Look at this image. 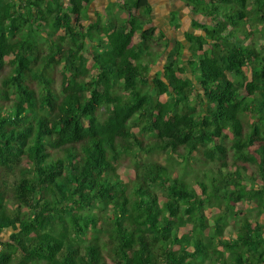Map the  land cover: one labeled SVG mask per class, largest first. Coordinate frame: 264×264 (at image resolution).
Here are the masks:
<instances>
[{
  "label": "trees",
  "instance_id": "16d2710c",
  "mask_svg": "<svg viewBox=\"0 0 264 264\" xmlns=\"http://www.w3.org/2000/svg\"><path fill=\"white\" fill-rule=\"evenodd\" d=\"M44 1L0 0V264H264V0H187L211 22L153 78L149 0Z\"/></svg>",
  "mask_w": 264,
  "mask_h": 264
},
{
  "label": "rangeland",
  "instance_id": "374dc122",
  "mask_svg": "<svg viewBox=\"0 0 264 264\" xmlns=\"http://www.w3.org/2000/svg\"><path fill=\"white\" fill-rule=\"evenodd\" d=\"M204 2H206V0ZM65 3L68 4V0H65ZM113 4H112V6L108 7V10L117 9V13H118L117 16L122 17V15H124V12L121 11L120 8H118L117 6H115ZM53 6H54V4H53ZM250 10L254 11V6H252V7L250 6ZM91 13H93V12H91ZM95 13H96V15L88 16L84 19L83 23L85 26H88L90 23L96 21L98 18H100V21L102 23H106L110 19L109 17H107V15L104 16V14H103L104 12L101 14V16H99L97 10ZM89 15H91V14H89ZM108 16H109V14H108ZM199 18L201 21L208 22V23L211 22V19L206 17L205 15H202ZM176 20H177V18H176ZM176 22L177 21L174 20V22H172V24L175 26ZM152 24L157 26L158 30L156 31L155 42H154V46H153L154 47L153 58H155L154 59L155 62L153 64H151V66L148 68L150 78H153L157 73L162 72L164 65L168 61H176V54H177V48H178V42L179 41L180 42L183 41V43L186 44V47H188V42L186 41L187 39L183 38L179 34H175L174 32H171V29L169 31V26H168L167 22H160L159 21V22H153ZM255 25L258 26V29H256V28L254 29ZM186 27H188V26H186ZM34 28L38 29L37 30V38H38L39 42L42 44V52L46 53L48 51V43L45 40V38L47 36V33L45 32V30L48 27L46 24H43L40 27H38L36 24L34 26ZM246 28H247V31H250V30L252 31L251 32L252 33L251 38L247 37V39H246V41L248 40L247 42H249L253 38V39L258 41L259 46H260V44L262 45L264 43V24H262V23L260 24V23H258L257 20L252 19L251 21L248 22V26ZM159 30H162V31H164V33L168 34V38H169L168 41L166 40V38H162V37L160 38L159 37V32H160ZM60 34H62V31H59L58 35H60ZM138 40H139V37L135 36L134 42H137ZM166 43L169 44L168 47L165 46ZM86 48H87V51L89 52V56H91L93 53V49H101L102 45H99V43L97 41H93V42L89 41L86 44ZM184 54L185 55H184L183 59L185 62H187L189 55H190V52L186 51ZM90 63H92V61H90ZM188 68H189L188 69L189 76H191L194 79L191 67H188ZM10 71H11V66L9 65V63H7L4 67V69L2 71H0V76L4 75ZM55 85H56V87L60 88L59 78L55 82ZM36 87L38 88L39 85ZM167 98L168 97L166 95H163L161 97L162 100H167ZM120 174L122 176V179L125 182L129 181V174H131V172L128 168L121 170ZM236 206H237V209L243 210V211H252L255 209L254 205L248 204V203H238ZM223 208H224V206L221 207V209H223ZM221 209L218 206H208L206 208L205 212L209 218H212L214 215L221 212L222 211ZM263 221H264V219H263ZM8 229H9L8 231H13L11 228H8ZM231 233L234 234L235 231L232 232V229L228 228L226 234L231 235ZM3 240H7V239H3ZM4 245L6 246V244H4ZM220 249H223V248L221 247ZM225 254H228V253L226 252ZM15 258L17 260L21 258L20 252H16Z\"/></svg>",
  "mask_w": 264,
  "mask_h": 264
},
{
  "label": "crops",
  "instance_id": "0c3cea01",
  "mask_svg": "<svg viewBox=\"0 0 264 264\" xmlns=\"http://www.w3.org/2000/svg\"><path fill=\"white\" fill-rule=\"evenodd\" d=\"M6 1V0H5ZM7 1H12V0H7ZM50 1V0H45ZM44 1V2H45ZM63 1V0H59ZM151 5H152V13L150 15V18L153 22H167L169 26V31L171 29V32H174L175 34H179L183 38H186L187 33H193V34H200V30L195 29L193 27V21H201L200 16L204 15L203 13H195L192 10V5H189L187 0H149ZM45 2V5H46ZM65 2V0L63 1ZM125 0H92L91 4L88 7L87 10V16H93L96 15V10L98 11L99 16L103 13L104 16L107 15L109 17L108 22H115L117 19L124 18L125 16L128 15V13L121 9V4H123ZM114 3V4H113ZM69 4V0H68ZM65 3V5H68ZM115 5L118 8L121 9V11L124 12V15L122 17L117 16V9L113 10H108L109 6ZM100 11V12H99ZM93 12V13H91ZM91 14V15H89ZM109 14V16H108ZM207 17V16H206ZM177 18V20H176ZM210 18V17H208ZM112 19V20H111ZM97 20H100L98 18ZM177 21L175 24H180L179 27H175L172 22ZM86 21V20H85ZM204 22V21H201ZM188 26V27H186ZM165 35L168 37V34L165 33ZM183 42V41H182ZM9 229L6 228L2 231L0 234V239L3 242H6L9 240L10 235L12 234V231H8ZM7 239V240H3Z\"/></svg>",
  "mask_w": 264,
  "mask_h": 264
},
{
  "label": "built area",
  "instance_id": "2783aa9c",
  "mask_svg": "<svg viewBox=\"0 0 264 264\" xmlns=\"http://www.w3.org/2000/svg\"><path fill=\"white\" fill-rule=\"evenodd\" d=\"M4 249H5V245H4L3 241L0 240V255L3 252Z\"/></svg>",
  "mask_w": 264,
  "mask_h": 264
}]
</instances>
